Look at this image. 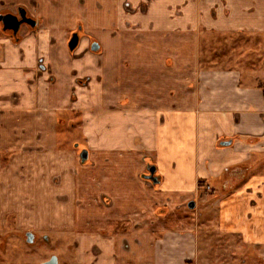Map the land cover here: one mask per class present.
<instances>
[{"label": "crops", "instance_id": "1", "mask_svg": "<svg viewBox=\"0 0 264 264\" xmlns=\"http://www.w3.org/2000/svg\"><path fill=\"white\" fill-rule=\"evenodd\" d=\"M19 7L36 24L0 21V149L25 161L30 201L77 228L82 264L191 256L189 214L208 187L242 209L228 229L264 244V53L200 51L264 49V0H0ZM68 111L85 161L67 147Z\"/></svg>", "mask_w": 264, "mask_h": 264}, {"label": "rangeland", "instance_id": "2", "mask_svg": "<svg viewBox=\"0 0 264 264\" xmlns=\"http://www.w3.org/2000/svg\"><path fill=\"white\" fill-rule=\"evenodd\" d=\"M249 41L248 38L244 39L241 43L245 48L236 50L230 49L229 42L226 46L223 42L213 46V39L210 44L203 41L200 47L201 60L208 57L207 51H211V55L212 51L225 50L227 53L247 52L252 57L261 56L264 49L254 48L251 54ZM219 43L222 48L218 47ZM256 61L255 64H258L255 67L264 69ZM59 118L61 127H66L64 137L67 139V147L82 151V139L79 137L80 113L63 112ZM76 141L80 144L75 145ZM13 154L14 151L0 149V264H41L54 254L58 256V264H82L79 261L82 258L81 252L77 251L81 243L77 228L68 224H53L49 216L54 214V210H39L27 193L21 191L22 182L27 181V177L22 174L25 161L21 156L14 154L13 157ZM11 160L14 162L11 163ZM260 171L264 173V160ZM210 188L206 189V197L199 198L197 194L199 208H194L189 214L190 226L194 228L191 231L195 235V240L191 241L193 253L183 260L177 257V264H264V244L242 242L236 230L228 229L230 223L225 224L227 215L231 221L236 220L237 215L242 216V209L235 210V205L230 201L231 192L217 202L214 196L208 194L212 190ZM28 231L34 234L32 242L27 240ZM92 251L97 253L98 247L94 245Z\"/></svg>", "mask_w": 264, "mask_h": 264}, {"label": "water", "instance_id": "3", "mask_svg": "<svg viewBox=\"0 0 264 264\" xmlns=\"http://www.w3.org/2000/svg\"><path fill=\"white\" fill-rule=\"evenodd\" d=\"M20 14L21 18L18 17V15L13 14V13H7V14H0V21L3 23V29H12L13 33L16 34L21 26L22 23H27L32 26L36 24V20L33 19L32 17H29L26 15V11L24 9H20ZM79 42V34L78 32H74L69 40V48L74 49ZM94 49L98 47L97 43H94L92 45ZM81 158L83 161L87 158L88 151L86 149H83L80 153ZM156 171V166L154 164H151L149 167V173L145 175V177L152 182L156 183L158 182V178L155 175ZM189 206L191 208L195 207V200H192L189 203ZM27 240L29 242H32L34 240V234L31 231H28L27 233ZM58 256L57 255H52L48 260H45L41 264H58Z\"/></svg>", "mask_w": 264, "mask_h": 264}, {"label": "flooded vegetation", "instance_id": "4", "mask_svg": "<svg viewBox=\"0 0 264 264\" xmlns=\"http://www.w3.org/2000/svg\"><path fill=\"white\" fill-rule=\"evenodd\" d=\"M20 9H23V8H22V7H19V8L16 10V12L13 13V14L18 15L19 18H21ZM7 13H11V12H9V11H8V12H7V11H5V12H0V14H7ZM26 15L29 16V15L27 14V12H26ZM22 24H23V23H22ZM22 24H21V25H22ZM8 30H11V31L13 32L12 29H8ZM74 32H77V31H74ZM74 32H73V33H74ZM73 33H72V34H73ZM72 34H71V36H72ZM78 34H79V32H78ZM71 36H70V38H71ZM79 41H80V34H79ZM78 43H79V42H78ZM94 43H97V42H96V41L92 42V45H93ZM92 45H91V47H92ZM77 46H78V45H77ZM77 46H76V47H77ZM98 46H99V45H98ZM76 47H75V48H76ZM92 48H93V47H92Z\"/></svg>", "mask_w": 264, "mask_h": 264}]
</instances>
